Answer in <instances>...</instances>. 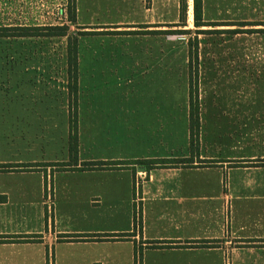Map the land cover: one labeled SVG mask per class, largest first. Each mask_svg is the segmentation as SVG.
Wrapping results in <instances>:
<instances>
[{
	"label": "crops",
	"instance_id": "crops-1",
	"mask_svg": "<svg viewBox=\"0 0 264 264\" xmlns=\"http://www.w3.org/2000/svg\"><path fill=\"white\" fill-rule=\"evenodd\" d=\"M62 1L67 2L0 0V26L57 24ZM218 1L202 0V21L230 22L220 18ZM186 3L189 17L190 1ZM100 4L84 0L86 8ZM114 5L121 9L118 19L82 30L173 38L166 31L179 22L180 0H115ZM76 13L75 7L74 24L80 25ZM60 37L65 36H8V52L23 54L26 45ZM186 61L188 65V50ZM30 70L37 84L49 78L66 93L65 66L43 62L25 68ZM229 79L233 89L224 98L208 102L198 95L193 152L189 96L175 103L167 92L171 81L154 82L155 94L149 97L89 98L78 110L77 162L67 168L55 165L69 160L65 101L58 107V123L43 107L32 116L27 106L14 107L8 143L0 144V163L45 165L0 171V264H136L138 256L137 264H264V128L253 124L252 98L237 97L235 74ZM51 125L58 129L55 135L47 130ZM188 157V165L148 171L138 165L81 168L84 162ZM137 172L144 179L135 203ZM136 206L140 228L134 224ZM18 235L27 239L9 240ZM155 241L160 246L150 247Z\"/></svg>",
	"mask_w": 264,
	"mask_h": 264
},
{
	"label": "rangeland",
	"instance_id": "rangeland-1",
	"mask_svg": "<svg viewBox=\"0 0 264 264\" xmlns=\"http://www.w3.org/2000/svg\"><path fill=\"white\" fill-rule=\"evenodd\" d=\"M99 1L100 5L86 8L84 0H76V17L80 25L68 21V0L66 4L62 1L59 23L44 26L67 25V35L58 40L44 39V42H36L38 45H26L23 54L11 49L8 52L12 46L11 40L0 37L1 145L6 146L8 143V121L14 107L27 106L30 116L43 107L52 117V122L58 123L60 119L56 116L61 101H65L68 112L70 101H74L78 123V110L83 108L89 98L149 97L155 94L153 83L159 85L164 80L172 83V88L167 89V92L170 90L168 95L173 97L175 103H182L187 94L189 96L186 55L190 47L193 50L192 64H196L192 68L196 70L194 83L197 96L202 95L204 101L208 102L215 97L224 98L229 89H233L228 81L235 74L237 97L252 98L255 115L253 124L257 127L262 124L264 128V0H219L216 9L220 12V18L234 25L204 27L194 26L192 0H189V17L186 12L184 25L173 24V30H187L188 33H174L171 41L154 35L147 38L133 37V34L144 32L79 33L85 25H98L103 21L118 19L121 9L114 5L115 0ZM239 22L256 24H235ZM197 29L204 32L197 33ZM235 29L240 32H233ZM67 36L71 44L76 45V85L75 90H69L67 84V91L63 93L49 78H45L43 84H37L33 77L35 71L25 72V68L43 62L45 65L65 66L63 74L66 75L67 83L73 85L69 79L73 64L69 63ZM143 52L148 55L141 56ZM29 79H32L31 83L27 82ZM144 82L148 85L144 84L142 88ZM204 108V118L208 119L210 106L205 103ZM47 130L55 135L58 129L51 125Z\"/></svg>",
	"mask_w": 264,
	"mask_h": 264
},
{
	"label": "trees",
	"instance_id": "trees-1",
	"mask_svg": "<svg viewBox=\"0 0 264 264\" xmlns=\"http://www.w3.org/2000/svg\"><path fill=\"white\" fill-rule=\"evenodd\" d=\"M187 11L186 0H180V16L179 22L176 24L178 26L184 25ZM192 12H193V24L195 27L202 26H220V25H234L232 23H216V22H204L202 21V0H192ZM68 20L71 23L75 22V6L74 0H68ZM236 25H255L256 23H247L239 22L235 23ZM68 31L67 25H58V26H26V27H8L0 26V37L8 36H32V35H57V36H66ZM85 32V31H80ZM133 32V31H125ZM138 32V31H137ZM151 33H160V31H149ZM163 33L165 31H162ZM167 33H188L187 30H167ZM197 33H203L204 30L197 29ZM233 32H240L236 29ZM68 37V36H67ZM68 54H69V63H72V73L69 74V79L73 82V85L68 82L69 90L72 88L75 90V64H76V45L75 43L71 44L70 37H68ZM193 54L192 48H188V67H189V135H190V151L193 152L196 150L198 145V130H199V104L198 96L196 94V70H193L196 64H192L191 57ZM71 55V56H70ZM196 69V68H195ZM74 102V101H73ZM70 101L69 108V122H68V153L69 160L67 162L55 164L57 168H67L77 162V150H78V138H77V119L74 103ZM191 162V158H155V159H137V160H116V161H98V162H84L82 163L81 168H103V169H113V168H131L134 169V165L144 168L148 171L152 168L158 167H174L177 165H188ZM45 164L40 163H0V171H15V170H30L35 169ZM53 165V164H51ZM134 224L136 228H140V210L134 211ZM128 234H119L117 236H124ZM111 236V235H107ZM67 239H74L77 237H66ZM27 239V236L18 235L13 236L9 240L11 241H21ZM157 242L150 243V247H157ZM139 260L135 258L137 264Z\"/></svg>",
	"mask_w": 264,
	"mask_h": 264
},
{
	"label": "built area",
	"instance_id": "built-area-1",
	"mask_svg": "<svg viewBox=\"0 0 264 264\" xmlns=\"http://www.w3.org/2000/svg\"><path fill=\"white\" fill-rule=\"evenodd\" d=\"M144 179V173L143 172H137L136 173V176L134 178V187H135V198H134V201L135 203H137L138 201V189H139V185H140V182ZM135 210L138 211V206L135 207Z\"/></svg>",
	"mask_w": 264,
	"mask_h": 264
},
{
	"label": "water",
	"instance_id": "water-1",
	"mask_svg": "<svg viewBox=\"0 0 264 264\" xmlns=\"http://www.w3.org/2000/svg\"><path fill=\"white\" fill-rule=\"evenodd\" d=\"M140 169H141L142 171H144V168L141 167Z\"/></svg>",
	"mask_w": 264,
	"mask_h": 264
}]
</instances>
